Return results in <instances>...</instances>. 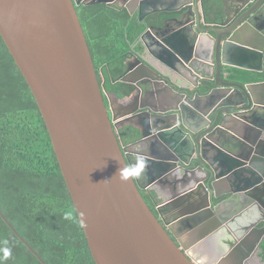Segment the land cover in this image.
<instances>
[{"label": "water", "instance_id": "obj_1", "mask_svg": "<svg viewBox=\"0 0 264 264\" xmlns=\"http://www.w3.org/2000/svg\"><path fill=\"white\" fill-rule=\"evenodd\" d=\"M136 1L142 14L144 6L166 0H122V7L133 14ZM210 1L182 0L178 11L182 31L192 21L189 36L193 31L198 40L189 38L187 47L180 38L184 47L175 46L162 22L165 38H154L162 52L145 42L161 64L133 53L120 79L139 86L149 76L151 96L169 89L174 107L130 109L124 95L114 91L108 96L111 118L76 9L94 1L0 0V35L38 104L96 264H224L226 250L232 264H264L261 247L254 252L264 229L255 226L264 219V78L246 81L244 72L231 70L264 76V0ZM206 6L214 9V17ZM205 48L207 54L201 53ZM112 120L117 126L136 122L143 127L148 182L165 199L173 198L169 212L177 208V219L160 220L145 200ZM203 128L195 140L188 134ZM193 152L197 160L212 162L216 179L211 182L203 165L196 164L185 184L172 185L179 170H168L182 169L178 160L190 166L187 155ZM198 178L203 182L197 190L179 195ZM221 196L226 197L212 206L211 199ZM0 216L48 264L1 209Z\"/></svg>", "mask_w": 264, "mask_h": 264}, {"label": "trees", "instance_id": "obj_2", "mask_svg": "<svg viewBox=\"0 0 264 264\" xmlns=\"http://www.w3.org/2000/svg\"><path fill=\"white\" fill-rule=\"evenodd\" d=\"M76 9L94 62L107 64L112 77L122 74L125 53L139 41L144 26L125 8L105 2L81 3ZM243 72L248 75L246 81L264 78L262 73ZM131 90L129 84L117 89L121 96ZM114 133L123 150L130 132L124 134L114 128ZM136 160L143 165L140 157L129 158L130 163ZM204 160L205 163L192 159L190 166L203 165L209 174L213 167ZM181 166L190 167L185 162ZM140 191L160 220L165 217L162 210L169 214L167 207L160 208L155 202L157 191L149 194L146 186ZM221 199L215 198V201ZM0 209L48 264H96L38 104L1 35ZM66 216L70 219H65ZM263 225L264 220L259 226ZM260 247L259 255L264 250V239ZM5 248L11 253L6 259ZM0 264H42L1 216Z\"/></svg>", "mask_w": 264, "mask_h": 264}, {"label": "flooded vegetation", "instance_id": "obj_3", "mask_svg": "<svg viewBox=\"0 0 264 264\" xmlns=\"http://www.w3.org/2000/svg\"><path fill=\"white\" fill-rule=\"evenodd\" d=\"M89 1H94V3L98 4V0H89ZM205 1H206V4H208V5L212 4V2L210 0H205ZM137 2L138 1H136L135 3H132V4L130 3L131 9H134V13L131 15L134 17H137L138 23L144 26V31L141 34L139 41H137L135 44L131 45V48L126 51L125 63L127 62V60H131L133 53H135L137 55L138 54L142 55L146 60H148L150 62H153L157 65H160L161 63L159 61H157L156 58L151 54V51L147 48L145 42L148 41V43L150 44V48L153 51L162 52V50L159 51L158 50L159 48L156 47V44L154 43V38L155 39L165 38L166 29L161 30L159 28L160 23L164 22L168 31H169V34H170L169 39H171V41H173L175 46H179L180 48L184 47L183 45H181L178 42V39L184 37V32L182 31V27H183L182 19L183 18H181V15L178 12V11H180V9L183 8L182 0H166L164 4L159 2V3H153V4L148 5V6L146 5V6H144L142 14H140V12H139V7H138ZM122 4H123L122 0H113L112 1V5L116 6L117 8L124 9L125 7H122ZM165 11H168L169 14H166ZM206 13L209 17H212V16L214 17V15H215L214 9L210 8L209 6H206ZM187 16H189V13L185 14V17H187ZM189 24H191V26H192V21H190ZM189 24H187V28H188ZM145 33H146L145 38L142 39V35H144ZM188 34H189V32L186 35V36H188L187 39L184 40L187 47H189V43H190L189 38H191L194 41L197 39V36L194 35L193 31H192V37H190ZM179 47H177L178 50H179ZM200 52L203 54H207L208 50L206 48L200 49ZM93 60H94V58H93ZM94 64L96 67L97 77L99 80L101 91H102L104 97L106 95L107 96H113V92L117 91V89L119 87L123 88V85H127V83H122V81L120 80L125 75L124 73L127 69L126 64H125V68H124L123 73L119 74L117 76H114V77H112L109 74L107 64L98 65V62H94ZM231 70H233V71H235V73L239 74L240 71L243 72V70H245V69L238 70V68L232 67ZM245 71H248V70H245ZM140 72H141V70H140ZM223 72L226 73V71H223ZM259 73H262V72H259ZM129 77L132 78L133 76L129 75ZM234 77H237V76H234ZM148 79H150L149 76L145 77L144 78L145 81L139 82V86H135V84H129V85H131L132 90L129 94L124 95V97H133L134 95L137 94V90H142V91L144 90L145 91V89L147 87L151 86L150 82L146 81ZM232 80H233V78H232ZM234 80H238V79H234ZM203 88H206V86H204ZM118 107H120V106H118ZM144 164H145V162L143 163V165H141L142 168H140V167L136 168V167L132 166V169H131L134 172V176H135L137 183L139 185H141V184L143 185L142 182L145 179L148 180V176L146 174L147 171H146V167ZM180 164H181V162L179 163V165ZM182 169H183V167H182ZM225 197L226 196H221V198H222L221 200H223ZM218 198H220V197H218ZM211 200H212V202H211L212 206L221 201V200L215 201V198L211 199Z\"/></svg>", "mask_w": 264, "mask_h": 264}, {"label": "rangeland", "instance_id": "obj_4", "mask_svg": "<svg viewBox=\"0 0 264 264\" xmlns=\"http://www.w3.org/2000/svg\"><path fill=\"white\" fill-rule=\"evenodd\" d=\"M106 98H107V106H108V110H109V112H110V117L112 118V116H113V109H112V106L110 105V103H109V98H108V96L106 95L105 96ZM112 125H113V127L115 128V130H117L118 131V129H119V131H120V129H121V132L122 133H127V132H130V135L129 136H127L126 137V139H125V142L127 143V144H124L125 145V148L122 150V152L127 156V157H129L130 159H133V160H135V159H137V158H141V157H146L145 156V154H142L141 152L142 151H146V149H147V147H148V142L147 141H145V143H146V147L144 148V146L143 145H140V143H138L139 141H140V139H142L143 138V133H144V130H143V127L140 125V124H137V123H134V122H125L124 124H123V126H117L116 125V123H115V121L114 120H112ZM189 131H191V137L195 140V138L197 137V133L199 134V132H203L204 130H205V128H203V129H201L200 131H195V130H193V129H188ZM137 134H139V136H137V138H135V136L137 135ZM203 137V136H202ZM195 142V144L196 145H198V142L197 141H194ZM200 143H201V140L199 141ZM120 146H121V144H119ZM130 146V147H129ZM201 146V145H200ZM132 151H134V152H132ZM200 153L202 154V152L200 151ZM195 155H197V154H195ZM195 155H193V156H188L187 155V157L189 158V157H191L190 158V162H191V160L192 159H195L196 158V160H197V156H195ZM206 160H207V162H209L210 164H211V166L213 167V168H211L210 167V173H209V180L211 181V182H213L215 179H216V169H215V167H214V165L212 164V162L208 159V158H206ZM143 161L145 162V159H143ZM139 162V160H136V161H133V162H131V164L133 165V164H135V167L136 168H142V166H140L141 164L140 163H138ZM141 162V161H140ZM178 163H180V161L178 160ZM181 165V164H180ZM196 165V164H195ZM195 165H191L190 166V168L188 169L186 166H183V169H179L178 167H175L174 169H169L168 170V173L169 174H172V173H174L175 171H178L179 170V173L178 174H176V177L174 178L175 179V181H173L171 184L172 185H177V186H179V184H178V182H180V185L181 184H185L184 182H185V175L186 174H192L193 172H192V169H197L198 167H195ZM192 168V169H191ZM156 180H158V179H156ZM155 180V181H156ZM178 180V181H177ZM144 184H143V186H146V188H147V190H148V192H149V194H153V193H151L152 191H154V194H155V191H157L156 193H157V196H156V200H155V202L158 204V206L160 207V208H163V207H167V209L168 210H170V207H171V201H172V199L173 198H168V199H165V195L164 194H160L159 192H158V190L153 186V184L152 183H149L148 182V180H144ZM203 181H202V179H196L195 181H194V183L191 185V186H189L187 189H185V190H183V191H181V193L179 194V195H185V194H190L192 191H194V190H197L198 188H199V185L202 183ZM198 198V195H196V196H194L192 199H197ZM175 212V213H174ZM177 212V213H176ZM162 215H164L166 218H167V220L168 221H171V220H174V218H178L180 215H179V212H178V209L177 208H174L173 210H172V212H169V214L167 215L166 214V212L164 211V210H162ZM176 218V219H177ZM264 219H262V220H260L255 226L256 227H258L259 229H261L263 226H259V224H260V222L261 221H263ZM251 228H253V227H251ZM264 239V229H263V232L261 233V235H260V237H259V241L257 242V245L255 246V248H254V252L256 251V250H258V248H259V246H260V244H261V241ZM238 241H240V239H238ZM254 252L253 253H251V256L252 257H250V258H255V254H254ZM260 256L264 259V250H262V252H261V254H260ZM255 262V261H254Z\"/></svg>", "mask_w": 264, "mask_h": 264}, {"label": "crops", "instance_id": "obj_5", "mask_svg": "<svg viewBox=\"0 0 264 264\" xmlns=\"http://www.w3.org/2000/svg\"><path fill=\"white\" fill-rule=\"evenodd\" d=\"M182 28H184V27H182ZM185 28L186 29L183 30V32H184L183 39L184 40H186L187 37H188V36H186L187 33H188L187 32L188 31L187 25H185ZM250 73H253V75H256L259 72L248 70V74H250ZM147 88L145 89V91L144 90L143 91L142 90H137V94L136 95H134L133 97H125L123 99V101H125V103L128 105V107L130 109L132 107L136 108V107H138V106H140L142 104L149 105L148 107L152 108L151 111H154V109L165 111V110H170L172 107H174L175 101H176V97L174 96V93L172 91H170L169 89H165L163 87L162 91L160 92V94H158L156 91H153L152 96H151V94H150L151 86H149ZM123 101H121V102H123ZM189 120H191V119H189ZM134 123H136V122H134ZM239 129L243 130V127L238 128V130ZM163 130H165V129L163 128L160 131H163ZM167 130H169V129H167ZM226 140L229 141L231 139L226 138ZM140 145L144 146L143 142H140ZM195 154H197V152H195ZM141 158L146 160V157H141ZM245 175H247V174H245Z\"/></svg>", "mask_w": 264, "mask_h": 264}, {"label": "bare ground", "instance_id": "obj_6", "mask_svg": "<svg viewBox=\"0 0 264 264\" xmlns=\"http://www.w3.org/2000/svg\"><path fill=\"white\" fill-rule=\"evenodd\" d=\"M194 154H195V152H193L190 156H192ZM222 258H225L224 264H232L233 263V262H231L232 255L230 254V252H228V250H226L224 252V254H222Z\"/></svg>", "mask_w": 264, "mask_h": 264}, {"label": "clouds", "instance_id": "obj_7", "mask_svg": "<svg viewBox=\"0 0 264 264\" xmlns=\"http://www.w3.org/2000/svg\"><path fill=\"white\" fill-rule=\"evenodd\" d=\"M140 142H142V139H140V141L138 143H140ZM140 159H142V158H140ZM133 167H135V164H133ZM65 219H70V217L66 216ZM10 254H11L10 251L7 248H5L4 249V258L6 259Z\"/></svg>", "mask_w": 264, "mask_h": 264}, {"label": "built area", "instance_id": "obj_8", "mask_svg": "<svg viewBox=\"0 0 264 264\" xmlns=\"http://www.w3.org/2000/svg\"><path fill=\"white\" fill-rule=\"evenodd\" d=\"M189 132H191V131H188V134H189ZM148 137V136H147ZM142 142H143V144H144V148L146 147V143L144 142V140H142ZM189 160V159H188Z\"/></svg>", "mask_w": 264, "mask_h": 264}]
</instances>
